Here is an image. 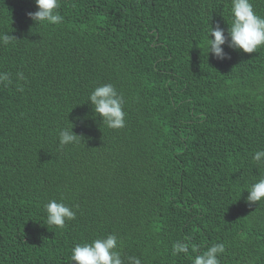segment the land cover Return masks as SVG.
I'll list each match as a JSON object with an SVG mask.
<instances>
[{"label":"trees","instance_id":"obj_1","mask_svg":"<svg viewBox=\"0 0 264 264\" xmlns=\"http://www.w3.org/2000/svg\"><path fill=\"white\" fill-rule=\"evenodd\" d=\"M58 2L61 23L35 24V0H0V33L16 37L0 41V264H75L76 244L109 234L125 264H192L216 243L220 264H264V198L246 202L264 174V46L226 44L225 60L206 48L231 0ZM107 83L120 129L88 102ZM69 125L79 142L61 148ZM51 199L76 212L63 228L38 223Z\"/></svg>","mask_w":264,"mask_h":264},{"label":"clouds","instance_id":"obj_2","mask_svg":"<svg viewBox=\"0 0 264 264\" xmlns=\"http://www.w3.org/2000/svg\"><path fill=\"white\" fill-rule=\"evenodd\" d=\"M36 11H30L27 16L35 24H59L63 17L57 11L58 0H35ZM231 22L227 28H222L219 23L208 30L206 39L207 56H215L216 59H230V54L225 51L224 45L233 50H242L245 53H253L261 46H264V17L256 14L251 0H231ZM15 36L8 33H0V41L4 45L12 42ZM16 38V37H15ZM204 51V50H203ZM19 79H25L23 73H17ZM0 83H11L9 73L0 72ZM93 112L102 119V122L109 128L120 129L125 126L126 113L123 110L124 97L118 93L111 83L96 86L88 97ZM79 135L73 131L71 125L59 130V146L75 144L79 142ZM258 166H264V149L258 150L252 156ZM246 202L251 204L259 202L264 198V174L252 183L248 189ZM46 223L38 222L41 225H55L60 228L65 226L67 220L75 219L76 212L72 207L55 199L49 200L45 205ZM196 245H192L193 251ZM122 244L115 234L97 238L91 242L76 244L71 249L69 259L75 264H125L122 258ZM189 244L176 242L173 245L172 254L188 253ZM225 252L223 243H216L207 248L204 252L189 257L192 264H220L219 255ZM127 264H142L138 256H128Z\"/></svg>","mask_w":264,"mask_h":264}]
</instances>
